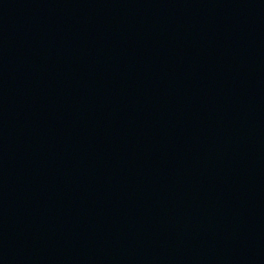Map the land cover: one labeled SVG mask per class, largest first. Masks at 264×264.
<instances>
[{
	"label": "water",
	"instance_id": "water-1",
	"mask_svg": "<svg viewBox=\"0 0 264 264\" xmlns=\"http://www.w3.org/2000/svg\"><path fill=\"white\" fill-rule=\"evenodd\" d=\"M0 264H264V0H0Z\"/></svg>",
	"mask_w": 264,
	"mask_h": 264
}]
</instances>
